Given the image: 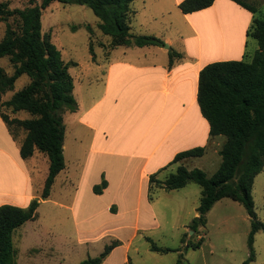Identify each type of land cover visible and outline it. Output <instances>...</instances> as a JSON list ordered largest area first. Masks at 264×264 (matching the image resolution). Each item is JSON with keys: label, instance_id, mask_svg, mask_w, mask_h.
<instances>
[{"label": "crops", "instance_id": "0c3cea01", "mask_svg": "<svg viewBox=\"0 0 264 264\" xmlns=\"http://www.w3.org/2000/svg\"><path fill=\"white\" fill-rule=\"evenodd\" d=\"M15 1L0 3L8 2L14 9ZM181 1H132L130 32L154 36L168 48L109 49V37L103 35V46H97L102 58H97L95 48L94 58L88 51L89 100L81 101L74 94L75 80L81 84L83 77L72 76L70 68L78 64L69 57L64 60L61 47H56L62 60L71 64L68 72L77 109L62 115L64 168L55 176L46 199H40V193L48 173L47 156L35 150L31 157L21 158L24 134L13 138L0 117V206L26 208L38 200L35 218L12 232L15 264H79L97 257L111 243L116 245L101 264H160L170 253L152 252L146 240L162 229L164 212L154 196L165 190L149 183V178L164 181L188 160L199 158L173 163L180 152L204 149L212 142L218 154L220 136H209L196 100L199 71L213 62H249L245 59L247 33L255 17L231 0H215L206 9L183 14L178 8ZM40 20L41 33L49 34L52 42L54 30L48 26L44 31ZM94 34L92 28L87 48ZM216 44H222L226 53ZM170 49L181 57L170 62ZM5 71L10 74L12 69ZM18 90L14 84L13 92ZM14 116L27 117L23 112ZM188 184L168 192L184 191Z\"/></svg>", "mask_w": 264, "mask_h": 264}, {"label": "trees", "instance_id": "16d2710c", "mask_svg": "<svg viewBox=\"0 0 264 264\" xmlns=\"http://www.w3.org/2000/svg\"><path fill=\"white\" fill-rule=\"evenodd\" d=\"M133 0H28L22 9H10L8 2L0 3V23L4 24L0 39V59L7 58L12 69L7 74L0 67V117L13 138L22 131L20 157L27 159L36 150L47 156L48 173L40 193V199L49 196L55 176L64 168L62 154L64 127L62 115L77 109L73 97V80L68 72L71 64L65 63L60 51L50 41L49 34L41 33V15L51 3L75 4L89 8L98 18L96 28L109 37L107 48L118 46H164L154 36H135L131 31ZM215 0H183L178 8L189 14L208 8ZM252 14L258 11L254 0H231ZM89 35L92 28L84 26ZM76 30V26H71ZM257 42V50L250 62L219 61L204 66L198 75L196 100L202 117L209 125V136L225 138L218 154L221 158L212 176L198 168L187 170L179 166L175 173L164 181L153 176L149 183L165 190H177L188 183L200 187L196 216L188 229L194 233L206 224V214L222 199L239 203L249 219L247 235V258L241 264H251L254 235L264 233V221H259L254 211L251 188L254 178L264 170V17H254L247 33ZM88 51L93 57L89 38ZM180 54L169 50V60L180 58ZM26 76L28 82L13 92L16 80ZM8 92L13 94L3 99ZM23 112L26 118L15 117ZM202 147H196L175 155L174 162L186 158L201 157ZM38 200L34 199L26 208L10 205L0 206V264H15L11 242L14 229L35 218ZM150 250L167 253L172 250L157 246L146 238ZM203 242H188L183 250L197 249ZM184 244V240H182ZM115 243L106 246L100 255L87 258L79 264H101ZM178 251L176 264H185L183 253Z\"/></svg>", "mask_w": 264, "mask_h": 264}, {"label": "rangeland", "instance_id": "374dc122", "mask_svg": "<svg viewBox=\"0 0 264 264\" xmlns=\"http://www.w3.org/2000/svg\"><path fill=\"white\" fill-rule=\"evenodd\" d=\"M247 1L250 2L251 0ZM253 2L258 5L255 17H264V0H254ZM13 4V8L22 9L28 5V0H16ZM41 18L44 31L48 29V26L54 30L52 42L56 47H61L63 59L67 60L69 57L68 59L78 64L76 68H70L72 76L82 75L83 77L81 84L75 80L74 94L81 101L89 100L86 96L88 88V73L86 71L88 68H92V65H90V55L87 48L88 33L84 26L87 24L93 26L95 34L91 37L92 48H95L97 58H102L101 50L97 47L103 46V35L95 26L98 18L85 6L64 5L58 2H53L42 11ZM79 25L83 26L80 27ZM1 26L4 28V24H0V38L3 33ZM71 26L80 28L71 30ZM215 38L218 41L220 40L218 33L215 34ZM202 39L203 47H205L206 40L204 37ZM216 45L226 53L222 44ZM255 46H257V43L250 36L245 54V59H248L247 61L249 62L256 51L254 49ZM0 67L9 70L10 65L7 58L0 60ZM27 81L28 78L24 75L18 78L15 82L16 89H20ZM19 133H22V131H19ZM219 138L220 145L218 150H220L225 141L223 136ZM211 144L212 142L204 148V153L201 157L188 160L184 166L187 169L198 168L207 177L212 176L217 170L221 158L214 151ZM261 172L252 185L251 196L257 219L264 221V173ZM188 186L184 191H163L154 196L156 197L157 205L164 212L161 217L162 229L152 234V240L156 245L172 250V252L162 257L164 261L160 264H174V259L178 257L177 250L182 251L185 264H241L248 255L247 235L250 230L249 219L244 208L230 199H222L216 202L207 212L206 224L203 229L200 228L196 233H191L192 231L187 230V227L193 219L195 209L198 206L200 188L194 183H189ZM189 189L194 191L188 193L187 190ZM171 208L176 210L170 211ZM197 236L203 239V244L195 250H183L185 244L182 243V240L196 243L199 239ZM255 240L253 245L255 260L251 264H264V233H257ZM148 262L150 264V261L146 263L148 264Z\"/></svg>", "mask_w": 264, "mask_h": 264}, {"label": "water", "instance_id": "95a60500", "mask_svg": "<svg viewBox=\"0 0 264 264\" xmlns=\"http://www.w3.org/2000/svg\"><path fill=\"white\" fill-rule=\"evenodd\" d=\"M164 48H168V46H167V45H165V46H164ZM191 233H192V232H191Z\"/></svg>", "mask_w": 264, "mask_h": 264}]
</instances>
